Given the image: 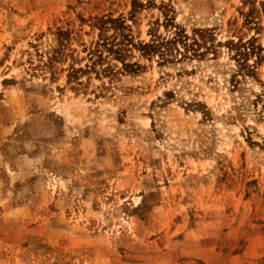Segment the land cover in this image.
Here are the masks:
<instances>
[{
	"label": "rangeland",
	"instance_id": "obj_1",
	"mask_svg": "<svg viewBox=\"0 0 264 264\" xmlns=\"http://www.w3.org/2000/svg\"><path fill=\"white\" fill-rule=\"evenodd\" d=\"M0 264H264V0H0Z\"/></svg>",
	"mask_w": 264,
	"mask_h": 264
},
{
	"label": "trees",
	"instance_id": "obj_2",
	"mask_svg": "<svg viewBox=\"0 0 264 264\" xmlns=\"http://www.w3.org/2000/svg\"><path fill=\"white\" fill-rule=\"evenodd\" d=\"M96 25L99 30L98 36L92 46L87 48V57L90 63H86L84 66L85 69L83 70H95V65L102 63L106 58H108V56H111L115 60L119 61L124 69L131 67L132 64L126 62L124 59V56L126 55L124 51H130L127 48L128 45L137 48L141 55L157 54L162 61H165V57L172 52V48L176 42L184 40L181 39L183 36H179L180 34L177 33L171 38H154L148 42L133 44L131 43L129 35L125 32L127 26L124 24L123 18H98ZM109 30H112V33L107 35L106 33ZM185 37L186 36L183 38ZM232 44L235 46L237 45V47L241 46V44L238 45L237 43ZM183 46L187 47L184 41ZM195 51L196 50H192L193 55L195 54ZM134 65L136 64H133V66ZM73 71L75 70L72 68V72ZM105 71L106 69H102V72L105 73Z\"/></svg>",
	"mask_w": 264,
	"mask_h": 264
}]
</instances>
